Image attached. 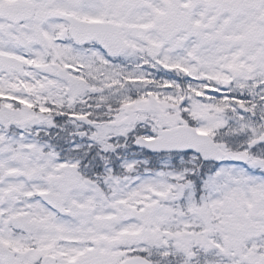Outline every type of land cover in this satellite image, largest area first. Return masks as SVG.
Returning <instances> with one entry per match:
<instances>
[{"label": "snow or ice", "instance_id": "1", "mask_svg": "<svg viewBox=\"0 0 264 264\" xmlns=\"http://www.w3.org/2000/svg\"><path fill=\"white\" fill-rule=\"evenodd\" d=\"M0 264H264V0H0Z\"/></svg>", "mask_w": 264, "mask_h": 264}]
</instances>
